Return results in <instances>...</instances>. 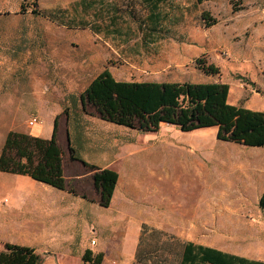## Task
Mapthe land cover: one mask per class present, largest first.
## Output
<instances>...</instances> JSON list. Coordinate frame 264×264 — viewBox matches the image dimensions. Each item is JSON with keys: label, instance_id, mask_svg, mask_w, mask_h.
Returning a JSON list of instances; mask_svg holds the SVG:
<instances>
[{"label": "rangeland", "instance_id": "obj_1", "mask_svg": "<svg viewBox=\"0 0 264 264\" xmlns=\"http://www.w3.org/2000/svg\"><path fill=\"white\" fill-rule=\"evenodd\" d=\"M81 1L0 0V152L10 131L41 127L50 138L58 115L70 183L96 198L72 145L78 157L119 173L115 196L109 208L85 207L63 257L56 252L69 246L45 247L35 235L43 224L3 203L0 264H85L86 248L103 252L102 264H177L190 241L264 259V147L221 141L217 127L163 123L142 133L85 112L79 99L108 68L124 81L227 83L229 103L264 111V0ZM71 17L88 25L63 24ZM203 63L218 72L206 74ZM34 115L40 123L31 127ZM11 175L0 172V182ZM38 183L36 195L46 197Z\"/></svg>", "mask_w": 264, "mask_h": 264}, {"label": "trees", "instance_id": "obj_2", "mask_svg": "<svg viewBox=\"0 0 264 264\" xmlns=\"http://www.w3.org/2000/svg\"><path fill=\"white\" fill-rule=\"evenodd\" d=\"M206 0H197L203 3ZM209 1V0H208ZM85 2L81 1L79 4ZM206 25L215 24V19ZM65 25H88L70 18ZM206 74L218 72L219 67L202 64ZM229 84L222 82H157L124 81L116 79L105 68L90 81L79 97L85 112L93 111L100 119L138 129L142 133L157 132L163 123L175 125L182 131L217 127L221 141L237 142L253 147H264V111L229 103ZM59 116L54 119L50 138L34 136L22 131H10L0 152V172L24 174L40 183L60 190L80 194L67 180L63 167V152L58 142ZM74 160L83 162L92 175L100 194L99 203L108 208L114 196L119 173L111 168L98 167L78 157L72 145L68 147ZM82 197L88 195L83 193ZM264 209V190L258 201ZM177 255V253H175ZM177 264H264L262 260L220 251L195 242L184 243ZM85 264H102L103 252L93 254L86 249Z\"/></svg>", "mask_w": 264, "mask_h": 264}, {"label": "crops", "instance_id": "obj_3", "mask_svg": "<svg viewBox=\"0 0 264 264\" xmlns=\"http://www.w3.org/2000/svg\"><path fill=\"white\" fill-rule=\"evenodd\" d=\"M36 126V125H35ZM34 127V126H33ZM41 127H38L33 130L31 135L41 136L40 135ZM66 175V174H65ZM76 180L81 178V175H75ZM67 180L71 182L73 176H67ZM75 180V181H76ZM40 181H36L29 176L24 174H12L11 176H7L4 181L0 182V186H2L4 190L5 196L0 200L7 198L8 204L10 208H15L16 210H25L27 211L25 217H27V223L41 225L43 224V229L35 231V235L38 239L45 240L47 239V243L44 245L45 247H52L56 249L66 247L62 250V252H56L57 256H64L75 243V237L71 233L72 226H76V221L80 222L82 218V212H84L85 207L89 210L90 206L100 205L99 196L100 194L96 190L97 196L96 198L82 197V194H73L69 190H60L53 188V186L44 184L43 192H48L49 194L46 197H42L39 194L36 195L37 189L41 190L39 183ZM77 182V181H76ZM95 187V186H94ZM58 191V192H56ZM42 192V191H40ZM35 194V195H34ZM55 194V196L50 197ZM115 196V192H114ZM114 196H112L111 204ZM6 203V202H5ZM4 203V204H5ZM110 204V206H111ZM3 206V205H2ZM109 206V207H110ZM108 207V208H109ZM0 209L3 210L1 207ZM28 209V210H26ZM0 210V211H2ZM48 224H51L48 226ZM74 229V228H73ZM34 230H37L34 227ZM37 239V241H38ZM35 241V240H34ZM46 241V240H45ZM83 242H81L82 244ZM80 244V248H81ZM206 246V245H204ZM213 247V246H209ZM220 251L232 253L237 256L250 258L248 256H243L240 254H236L234 252L224 251L219 249L218 247H213ZM87 249V248H86ZM253 260H262V258H250ZM56 264H64L63 260L55 261Z\"/></svg>", "mask_w": 264, "mask_h": 264}, {"label": "built area", "instance_id": "obj_4", "mask_svg": "<svg viewBox=\"0 0 264 264\" xmlns=\"http://www.w3.org/2000/svg\"><path fill=\"white\" fill-rule=\"evenodd\" d=\"M39 123H40V119H39V117L36 116V115L32 116V117L29 119V121H28V124H29V126H31V127H33V126H35V125H37V124H39ZM5 202H8L7 198H4L3 200H0V205H2V204L5 203Z\"/></svg>", "mask_w": 264, "mask_h": 264}]
</instances>
